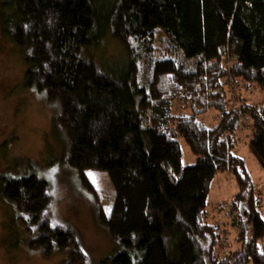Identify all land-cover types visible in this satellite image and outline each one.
<instances>
[{"label": "trees", "instance_id": "16d2710c", "mask_svg": "<svg viewBox=\"0 0 264 264\" xmlns=\"http://www.w3.org/2000/svg\"><path fill=\"white\" fill-rule=\"evenodd\" d=\"M3 6L4 35L28 66L26 89L58 108L61 163L77 172L99 206L100 223L122 248L103 264H264L262 202L246 160L233 152L241 125L234 98L221 94L223 59H233L244 122L252 120L249 146L264 166V0H9ZM108 35L124 46L125 60L98 58ZM252 87L261 89L262 102L243 94ZM209 111L218 113L219 124L207 125ZM183 142L197 158L192 164H184ZM223 172L238 183L226 203L232 238L220 214L211 221L207 210ZM97 180L113 186L107 208ZM51 189L37 173L12 174L2 179L0 200L14 207L29 251L69 252L66 264H87L77 229L54 220Z\"/></svg>", "mask_w": 264, "mask_h": 264}, {"label": "rangeland", "instance_id": "374dc122", "mask_svg": "<svg viewBox=\"0 0 264 264\" xmlns=\"http://www.w3.org/2000/svg\"><path fill=\"white\" fill-rule=\"evenodd\" d=\"M8 1L0 0V186L2 179L12 174L26 176L37 173L47 179L52 187L51 211L54 220L77 229L79 241L88 256L87 264H103L106 258L121 252L122 248L113 243L110 232L100 223L99 206L82 189L77 172L65 169L61 163L63 156L61 141L64 140V136L60 138L57 132L59 129H56L55 117L58 108L49 107L43 96L35 90L26 89L24 85L28 66L23 53L4 35L2 28L3 14L7 12L2 7ZM97 56L104 63H117L121 58L124 60L127 58V51L108 35L98 49ZM245 93L251 102L263 101V93L258 87H252L247 91L244 89L243 94ZM238 118L241 125L235 133L233 152L246 160L248 169L254 177L256 193L261 199L264 216V166L249 146L252 120L247 119L244 122L243 114H238ZM205 121L209 126L219 124L218 113L209 111ZM183 147L184 164L194 163L197 160L196 156L185 142ZM93 176L94 174L91 175ZM97 182L103 205L107 208L111 197L106 195V191L114 194L113 186L110 180V183L98 180ZM237 191L238 183L235 176L230 172L219 173L211 186L207 201L211 221L217 219L220 214V220L231 230L230 238L236 230L230 227L231 215L226 203L233 199ZM13 213L14 207L0 200V264H66L69 252L46 256L29 251L21 242L26 240V236H23V231L15 226ZM237 247L236 244L233 249ZM260 247L264 250V239L260 242Z\"/></svg>", "mask_w": 264, "mask_h": 264}, {"label": "bare ground", "instance_id": "6f19581e", "mask_svg": "<svg viewBox=\"0 0 264 264\" xmlns=\"http://www.w3.org/2000/svg\"><path fill=\"white\" fill-rule=\"evenodd\" d=\"M225 61L223 64L226 67V84L224 88L221 90V94L224 95L225 93H230V97L234 98L232 106L237 110V114L242 115V106H243V99L241 88L239 87V83L237 82V78L234 76L233 73V63L234 60H229L228 58H224ZM23 246V245H22Z\"/></svg>", "mask_w": 264, "mask_h": 264}]
</instances>
